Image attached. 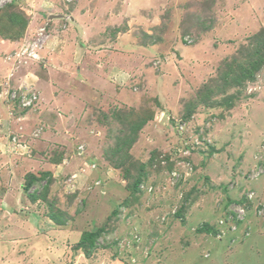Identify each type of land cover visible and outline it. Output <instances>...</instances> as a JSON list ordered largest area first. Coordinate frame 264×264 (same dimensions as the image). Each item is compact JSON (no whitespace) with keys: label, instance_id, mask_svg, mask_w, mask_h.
<instances>
[{"label":"rangeland","instance_id":"obj_1","mask_svg":"<svg viewBox=\"0 0 264 264\" xmlns=\"http://www.w3.org/2000/svg\"><path fill=\"white\" fill-rule=\"evenodd\" d=\"M2 43L0 264H264V0H0Z\"/></svg>","mask_w":264,"mask_h":264},{"label":"crops","instance_id":"obj_2","mask_svg":"<svg viewBox=\"0 0 264 264\" xmlns=\"http://www.w3.org/2000/svg\"><path fill=\"white\" fill-rule=\"evenodd\" d=\"M82 40H84V38H81ZM50 43H47L46 44V46H43V48L46 50V49H50V48H52V47H55V44L57 43L56 41H49ZM8 44V43H7ZM7 44H5V43H2V44H0V49L2 50V51H4L5 52V50L4 49H7L8 47H7ZM9 45V44H8ZM9 49V48H8ZM13 49V48H12ZM44 50V51H45ZM9 51V50H8ZM3 52V53H4ZM33 54L32 55H28L29 57H28V59L30 60V62H34V63H36L37 64V62H39V58H38V54L37 55H35V53L34 52H32ZM9 60H12V58H10ZM8 60V62H7V64L6 63H4L6 66L4 67V70H5V72H7L9 69H10V65H11V63H10V61ZM53 62V61H52ZM54 66H55V64L53 63H51V65L49 66L50 68H48V70H47V73L49 74V73H52V72H56V70H55V68H54ZM0 68H3L2 66H0ZM9 68V69H8ZM69 68H72L71 70H77L78 68H80V67H70V66H68L67 64H66V69L68 70ZM65 69V70H66ZM70 71V70H69ZM84 73V72H83ZM1 75V74H0ZM84 77V76H83ZM84 79V78H83ZM72 87V89L70 90V93H75L76 94V92H77V90H76V88H73V86H71ZM77 103H79V101H77V100H75ZM234 201V200H233ZM237 233V232H236Z\"/></svg>","mask_w":264,"mask_h":264},{"label":"clouds","instance_id":"obj_3","mask_svg":"<svg viewBox=\"0 0 264 264\" xmlns=\"http://www.w3.org/2000/svg\"><path fill=\"white\" fill-rule=\"evenodd\" d=\"M247 194H249V193H247ZM250 195V194H249ZM248 196V195H247ZM251 197V196H250ZM250 197H247L246 198V200L247 201H249V199H250ZM252 198V197H251ZM244 200H242L241 202H239L238 200H234V201H232L233 203H235V202H237V203H235V206H240V204L243 202ZM262 202V201H261ZM228 204H229V202L227 203V205H226V208H224L226 211V213H227V207H228ZM234 205V204H233ZM262 206V205H261ZM240 207H243V209H244V213H243V216H242V218L241 219H237L236 217H235V215H234V213L232 212V211H230V210H228L229 211V217L230 218H232L233 219V224H232V226H231V228L235 231V233L237 232V230H236V227L234 228V226L233 225H235L236 223H239V222H243L244 220L245 221H247V218H246V216H247V213L249 212V210L250 209H247V207H249L248 205H241ZM257 208H259V207H257ZM256 208V209H257ZM262 209V208H261ZM263 210V209H262ZM264 211V210H263ZM226 213H225V215H226ZM246 218V219H245ZM244 221V222H245Z\"/></svg>","mask_w":264,"mask_h":264},{"label":"built area","instance_id":"obj_4","mask_svg":"<svg viewBox=\"0 0 264 264\" xmlns=\"http://www.w3.org/2000/svg\"><path fill=\"white\" fill-rule=\"evenodd\" d=\"M30 55H32V52H31V54L29 53V56ZM34 100H35V96L34 95H31V97L29 96L27 98L26 97L24 98V96H22V98L20 100V104H21L22 107H24V106H26L28 104H31ZM248 196L250 197L249 194H248ZM234 207H237V208H235L233 211L232 210L231 211L234 213V215H235V217L237 219H241L242 216H243V213H244L243 207H240V206H234Z\"/></svg>","mask_w":264,"mask_h":264},{"label":"trees","instance_id":"obj_5","mask_svg":"<svg viewBox=\"0 0 264 264\" xmlns=\"http://www.w3.org/2000/svg\"><path fill=\"white\" fill-rule=\"evenodd\" d=\"M258 53H261V51H258ZM253 55H254V52L250 53V54H249V57L251 58ZM258 62H259V61H258ZM261 63H264V62H260L259 64H261ZM243 71H244V69H243ZM243 71H242V72H243ZM143 124H144V121H142V124L140 125V127H141ZM140 127H139V128H140ZM46 175H47V174H44L43 177H45ZM201 232H204V231H201Z\"/></svg>","mask_w":264,"mask_h":264},{"label":"bare ground","instance_id":"obj_6","mask_svg":"<svg viewBox=\"0 0 264 264\" xmlns=\"http://www.w3.org/2000/svg\"><path fill=\"white\" fill-rule=\"evenodd\" d=\"M251 231V230H250Z\"/></svg>","mask_w":264,"mask_h":264}]
</instances>
